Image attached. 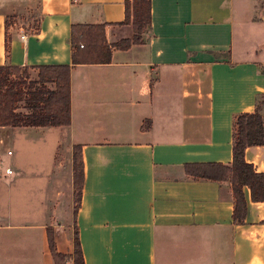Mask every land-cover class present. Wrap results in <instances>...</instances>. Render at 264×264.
Wrapping results in <instances>:
<instances>
[{
	"label": "crops",
	"instance_id": "1",
	"mask_svg": "<svg viewBox=\"0 0 264 264\" xmlns=\"http://www.w3.org/2000/svg\"><path fill=\"white\" fill-rule=\"evenodd\" d=\"M262 2L152 0L144 43L114 49L110 63L73 65V24L105 23L109 43L133 37L120 24L125 0H0V66L29 68L32 79L40 65L72 66L71 125L0 126V264H56L50 229L58 252H74L70 221L53 222L74 191L71 157L66 169L58 156L63 129L68 156L82 145L85 264H264V202L245 187L237 224L231 182L185 170L230 164L234 116L264 93ZM50 137L52 167H27V148ZM246 159L264 171V146Z\"/></svg>",
	"mask_w": 264,
	"mask_h": 264
},
{
	"label": "trees",
	"instance_id": "2",
	"mask_svg": "<svg viewBox=\"0 0 264 264\" xmlns=\"http://www.w3.org/2000/svg\"><path fill=\"white\" fill-rule=\"evenodd\" d=\"M264 6V0L262 2ZM126 17L120 24H132L134 35L109 43L106 24H73L72 60L77 64L110 63L114 49H129L145 42L144 35L152 26V0H125ZM38 79H32L29 68L0 66V126L51 127L68 126L72 122L70 64L40 65ZM22 105V107H21ZM26 109V111H22ZM147 121L143 128H147ZM146 124V125H145ZM251 146H264V93L256 99L254 111L242 112L233 121V160L222 162H192L185 164L186 173L195 179L229 181L234 195L233 219L245 223L248 202L245 187H249L254 202H264V171L246 159ZM73 179L75 188V220L82 205L85 171L82 145L74 146ZM49 245L56 264H85L79 229L75 224L74 252L70 255L56 249L52 230Z\"/></svg>",
	"mask_w": 264,
	"mask_h": 264
},
{
	"label": "rangeland",
	"instance_id": "3",
	"mask_svg": "<svg viewBox=\"0 0 264 264\" xmlns=\"http://www.w3.org/2000/svg\"><path fill=\"white\" fill-rule=\"evenodd\" d=\"M29 72H30L31 78H32V73H31L30 69H29ZM21 107H22V105H21ZM62 131H63V136L60 137V145L58 147V156H61V155L66 156L65 160L63 161L64 166H65L66 169H68L67 168L68 167V161H69L68 158L71 157L72 166H73V169H74V148H73L72 155L68 156V151H67V133H66L65 129H63ZM55 140H56L55 137L54 138L50 137L47 140H45V142H43L44 140L39 138L38 142H42L43 144H41V143H39V145L33 144L32 146L29 147V149L27 148L28 152H27V154L25 156H30V158L28 157L25 160V161L28 160L26 162L27 167L29 166V168H32V167H35L36 165H38L39 168L44 167V166H48V167L51 168L52 167V163H53L52 162V156H55V152L57 150L56 147H55V144H54ZM70 153H71V151H70ZM16 156H19V151H17L11 157L10 156L6 157L5 163L6 164L7 163L14 164L13 162L16 159ZM41 156H48V157L47 158L43 157L42 161L35 159V158L41 157ZM73 182H74V179H73ZM73 190L74 191H73V198H72V207L69 210V208H68V196L65 193L63 195V198H59L58 199L59 202L63 199V201L61 202V207H62L61 210L62 211L58 209V212H60V211L62 212V216L57 215V217L55 218L56 220L54 219L53 222L54 223H58L57 219L61 220L63 222L70 221V224H69L70 228L69 229L73 231V240H74V232H75V224H76L75 223V212H76L75 206H76V203H75V196H74V193H75V188L74 187H73ZM52 200H54V199L50 198V203L54 202Z\"/></svg>",
	"mask_w": 264,
	"mask_h": 264
},
{
	"label": "built area",
	"instance_id": "4",
	"mask_svg": "<svg viewBox=\"0 0 264 264\" xmlns=\"http://www.w3.org/2000/svg\"><path fill=\"white\" fill-rule=\"evenodd\" d=\"M24 37H25V36H24ZM11 153H12V152L9 151V154H11ZM6 172H7V173H12V169H11V168H7V169H6ZM72 264H73V263H72Z\"/></svg>",
	"mask_w": 264,
	"mask_h": 264
}]
</instances>
